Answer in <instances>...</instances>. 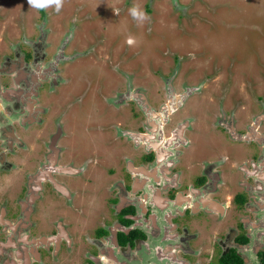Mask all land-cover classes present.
Instances as JSON below:
<instances>
[{
	"label": "flooded vegetation",
	"instance_id": "af4514ba",
	"mask_svg": "<svg viewBox=\"0 0 264 264\" xmlns=\"http://www.w3.org/2000/svg\"><path fill=\"white\" fill-rule=\"evenodd\" d=\"M44 1L36 31L0 35V264H264V96L225 106L207 84H173L187 94L147 145L126 132L154 123L121 96L136 90L158 112L168 89L127 77L84 102L87 80L67 69L81 53L75 28L54 47ZM93 96L102 107L90 117L105 110L116 131L96 125L85 143L65 116Z\"/></svg>",
	"mask_w": 264,
	"mask_h": 264
},
{
	"label": "rangeland",
	"instance_id": "374dc122",
	"mask_svg": "<svg viewBox=\"0 0 264 264\" xmlns=\"http://www.w3.org/2000/svg\"><path fill=\"white\" fill-rule=\"evenodd\" d=\"M44 2L47 11L52 10L48 23L45 18V28L53 27L54 47L70 39L75 28V43L80 49L71 51L81 53L78 61L69 63L67 69L78 73L80 79L83 77L84 84L87 80L84 102L94 94L103 96L99 88L108 97L119 90L127 77H134L136 84L144 92L149 89L151 94L162 93L164 87L168 89L173 84L177 90L191 84H207L214 89V98L223 95L221 104L225 106L244 94L250 101L247 108L252 109V99L264 96V0ZM36 4L37 0H0V35L7 32L11 37L18 30L21 34L36 31L40 22ZM134 7L145 13L147 19H133L130 9ZM127 37L132 44L126 43ZM115 67L120 70L114 71ZM84 84L76 83L69 94L78 95ZM63 94L62 104H66L64 100L69 95L66 90ZM57 104L54 101V113ZM95 106L100 110L102 103L93 96L83 111L73 105L65 116L67 131L91 134L86 135L89 139L85 143L97 132L96 125L116 131L112 123L115 116L105 115V110L98 120L94 115L90 117ZM127 111L130 108L125 107L120 114Z\"/></svg>",
	"mask_w": 264,
	"mask_h": 264
},
{
	"label": "water",
	"instance_id": "95a60500",
	"mask_svg": "<svg viewBox=\"0 0 264 264\" xmlns=\"http://www.w3.org/2000/svg\"><path fill=\"white\" fill-rule=\"evenodd\" d=\"M168 83H170V81ZM168 91L170 94L169 103L164 104L161 107L160 111H158V112L155 111L154 108L149 106L144 94L137 93L136 90L131 91L130 93L127 92L121 96V98H126L129 96H132L133 98H135L137 100L141 110L145 114V116L148 118L149 121H151V124L154 123L152 128L149 130V132H146L143 134V133H139V132L128 131V132H126V134L128 136L135 138L136 140L143 141V142L147 143V145H148L150 133L151 132L152 133L161 132V129H162L161 123L163 124L164 122H166V117H167L168 113L171 112L173 106L175 108L177 105H180L181 101L184 99L185 95L187 94V92H186L185 94H182V95H176L174 93V89L172 88V86L168 87ZM252 131H253V129L250 132H252Z\"/></svg>",
	"mask_w": 264,
	"mask_h": 264
},
{
	"label": "clouds",
	"instance_id": "9594fccd",
	"mask_svg": "<svg viewBox=\"0 0 264 264\" xmlns=\"http://www.w3.org/2000/svg\"><path fill=\"white\" fill-rule=\"evenodd\" d=\"M130 14L133 17V19H138V20H145L147 19V16L145 13L139 11L137 8H132L130 9Z\"/></svg>",
	"mask_w": 264,
	"mask_h": 264
},
{
	"label": "crops",
	"instance_id": "0c3cea01",
	"mask_svg": "<svg viewBox=\"0 0 264 264\" xmlns=\"http://www.w3.org/2000/svg\"><path fill=\"white\" fill-rule=\"evenodd\" d=\"M173 89H174V91H175V88H174V87H173ZM174 93H175V92H174ZM199 118H200V119H199ZM199 118L194 119L193 122H195V123H197V124H201V123H203L204 118L202 117V115H201ZM199 126H200V125H199ZM5 251L7 252V249L5 250L4 247H3V248L0 247V253H4Z\"/></svg>",
	"mask_w": 264,
	"mask_h": 264
},
{
	"label": "bare ground",
	"instance_id": "6f19581e",
	"mask_svg": "<svg viewBox=\"0 0 264 264\" xmlns=\"http://www.w3.org/2000/svg\"><path fill=\"white\" fill-rule=\"evenodd\" d=\"M175 105V104H174ZM199 110V109H198Z\"/></svg>",
	"mask_w": 264,
	"mask_h": 264
}]
</instances>
